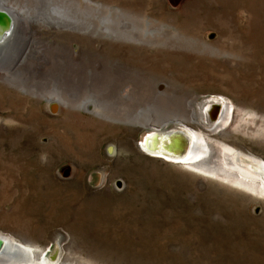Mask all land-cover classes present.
<instances>
[{"label":"rangeland","instance_id":"1","mask_svg":"<svg viewBox=\"0 0 264 264\" xmlns=\"http://www.w3.org/2000/svg\"><path fill=\"white\" fill-rule=\"evenodd\" d=\"M0 4V264H264V0Z\"/></svg>","mask_w":264,"mask_h":264},{"label":"bare ground","instance_id":"2","mask_svg":"<svg viewBox=\"0 0 264 264\" xmlns=\"http://www.w3.org/2000/svg\"><path fill=\"white\" fill-rule=\"evenodd\" d=\"M0 11H2V13H4V14L6 13L5 15L7 16L8 20H9V26L7 28H5L6 27L5 26L6 20L2 19L0 17V50H1L4 47L3 45L6 43V41L9 38V36L6 37L9 30L13 27L11 33L14 34V31L17 30V28L19 29L20 25L18 26L17 17H16V15L12 9L8 8L5 5L0 4ZM11 33L9 35H11ZM214 104H216V103H214ZM217 106L218 105H216V107ZM227 107H228V105H226V103H225V106H224V112L225 113L227 111ZM208 109H210V108H208ZM217 116H219V115H217ZM218 124L219 123H217V125ZM219 125H221V124H219ZM170 135L169 136L168 135L167 136L166 135H160L157 132L156 133L155 132L148 133L145 136L144 141L142 142V145L149 152L148 154H151L152 156L160 157L162 159L170 160V161H174V162L189 163V161H190V163H191L192 161H194V159L197 156V153H195L196 145H197L199 140L200 141H203V140H201L198 137V135H196L194 133V131H192V130L191 131L181 130L178 134H176L174 136L173 135L170 136ZM262 166H263V172H261V173H262V177L264 179V162H262ZM263 182H264V180H263ZM17 247L18 246L14 245L11 242L10 238L0 237V255L2 256V258L8 257L9 255H13V258L16 261L22 260V261H28L29 262V260L32 259L28 256L29 254L26 255L25 253L21 252L20 250L14 251V254H13V252H12L13 249H15ZM2 258H0V261L7 262L6 260H2ZM8 262H9V260H8Z\"/></svg>","mask_w":264,"mask_h":264},{"label":"water","instance_id":"3","mask_svg":"<svg viewBox=\"0 0 264 264\" xmlns=\"http://www.w3.org/2000/svg\"><path fill=\"white\" fill-rule=\"evenodd\" d=\"M6 14V13H5ZM4 13H2V11H0V17L2 18V19H5L6 20V24H5V28H7L8 26H9V20H8V18H7V16L5 15Z\"/></svg>","mask_w":264,"mask_h":264},{"label":"flooded vegetation","instance_id":"4","mask_svg":"<svg viewBox=\"0 0 264 264\" xmlns=\"http://www.w3.org/2000/svg\"><path fill=\"white\" fill-rule=\"evenodd\" d=\"M19 30H20V28H19Z\"/></svg>","mask_w":264,"mask_h":264}]
</instances>
